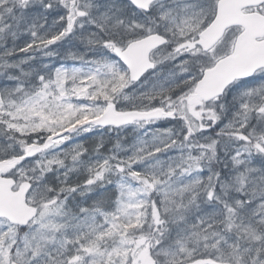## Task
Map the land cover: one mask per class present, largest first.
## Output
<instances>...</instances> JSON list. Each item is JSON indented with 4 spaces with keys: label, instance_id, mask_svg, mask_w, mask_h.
I'll return each mask as SVG.
<instances>
[{
    "label": "snow or ice",
    "instance_id": "1",
    "mask_svg": "<svg viewBox=\"0 0 264 264\" xmlns=\"http://www.w3.org/2000/svg\"><path fill=\"white\" fill-rule=\"evenodd\" d=\"M0 264H264V0H0Z\"/></svg>",
    "mask_w": 264,
    "mask_h": 264
}]
</instances>
